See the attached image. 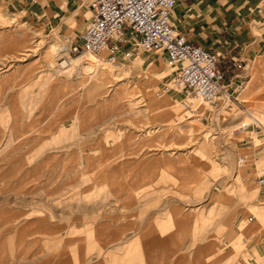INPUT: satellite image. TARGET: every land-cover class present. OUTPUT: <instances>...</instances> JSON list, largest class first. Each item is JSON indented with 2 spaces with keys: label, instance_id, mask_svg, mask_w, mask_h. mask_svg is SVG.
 Wrapping results in <instances>:
<instances>
[{
  "label": "rangeland",
  "instance_id": "1",
  "mask_svg": "<svg viewBox=\"0 0 264 264\" xmlns=\"http://www.w3.org/2000/svg\"><path fill=\"white\" fill-rule=\"evenodd\" d=\"M90 15L89 0H0V264H111L128 245L161 247L164 264L192 248L203 264L214 215L230 229L264 200V165L247 156L264 130L237 131L264 115V66L227 103L164 93L171 68L152 52L69 53ZM242 140L253 146L235 152ZM223 240L222 264H264Z\"/></svg>",
  "mask_w": 264,
  "mask_h": 264
},
{
  "label": "crops",
  "instance_id": "2",
  "mask_svg": "<svg viewBox=\"0 0 264 264\" xmlns=\"http://www.w3.org/2000/svg\"><path fill=\"white\" fill-rule=\"evenodd\" d=\"M170 23L176 32L183 34L193 46L202 47L217 54L218 71L224 74L222 86L230 95V98H227L224 94H220L219 99L221 98L223 103L229 102L233 93L240 89L245 82H248L251 76L253 77L252 74L257 73L264 66V0H175ZM130 45L120 49L118 62L123 58L125 52L130 51ZM135 52L133 51V55ZM232 63L239 64L241 68L227 70ZM238 96L240 95L238 94ZM244 112L247 114L248 111ZM251 113L255 116L258 115L264 121V115L261 113L255 111ZM249 119L251 120V118ZM252 124H256L259 130H264V125L258 119L257 121L251 120L250 123L241 121L237 128L238 135L243 134L242 136L245 137L252 135ZM249 141L242 140L240 144L236 143L235 152L252 147L253 143ZM247 156L264 165V144L249 152ZM237 157L241 159L242 156L237 155ZM254 171L252 170L250 173L253 174ZM250 173L248 181L252 179ZM227 176L223 177L225 183ZM258 176L264 178V173ZM245 183L243 185L245 186L244 194L248 193L251 188V183L247 181ZM249 204L259 207V209L257 208L259 212L255 215H247L246 218L244 215L237 214L232 220L230 229L227 224V214H217L212 220L210 219L212 224L209 229H205L204 235L210 240L204 242L203 264H212L213 243H216L215 247H219V251L214 252V258H219L221 264L222 259L225 262L224 254L227 251L224 249V245H227V242L223 238L229 236L241 237L243 245L241 252L249 256L248 261H264V200L258 202L256 199ZM160 248L154 247L142 254L138 247L128 245L127 247H118L116 251L106 253L104 257L106 262L111 264H138V261H143L145 264H164L166 257L163 250L158 251ZM133 249L136 251L133 252ZM176 253L179 254V252ZM173 261H177L178 264L180 262H182L181 264L184 262L195 264L194 249L188 248L186 259L184 255H178L173 258Z\"/></svg>",
  "mask_w": 264,
  "mask_h": 264
},
{
  "label": "built area",
  "instance_id": "3",
  "mask_svg": "<svg viewBox=\"0 0 264 264\" xmlns=\"http://www.w3.org/2000/svg\"><path fill=\"white\" fill-rule=\"evenodd\" d=\"M175 0H89L90 19L70 54L98 55L105 65L118 61L120 49L131 45L123 54L129 60L135 49L152 52L164 58L171 68L164 93L176 90L186 98L213 104L223 89L224 74L218 71V56L193 46L170 23ZM230 68L240 69L239 64ZM259 128H257L258 130ZM258 185L263 190L264 178Z\"/></svg>",
  "mask_w": 264,
  "mask_h": 264
},
{
  "label": "bare ground",
  "instance_id": "4",
  "mask_svg": "<svg viewBox=\"0 0 264 264\" xmlns=\"http://www.w3.org/2000/svg\"><path fill=\"white\" fill-rule=\"evenodd\" d=\"M93 60H94V59H93ZM92 84H93V87H98V84H99V83H97V82H93ZM219 96H220V95H219ZM218 98H219V97H218ZM228 100H229V99H228ZM249 116H250L251 119H254V120L257 121V119L254 117L255 115L252 116V115L250 114ZM254 120H253V121H254ZM259 122H260V121H259ZM240 161L243 162L242 160H240Z\"/></svg>",
  "mask_w": 264,
  "mask_h": 264
}]
</instances>
